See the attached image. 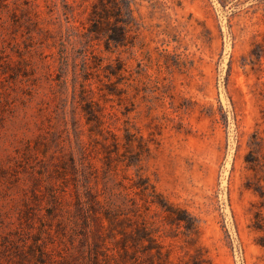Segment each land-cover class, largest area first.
<instances>
[{"label":"rangeland","instance_id":"1","mask_svg":"<svg viewBox=\"0 0 264 264\" xmlns=\"http://www.w3.org/2000/svg\"><path fill=\"white\" fill-rule=\"evenodd\" d=\"M91 1L0 0V264H264V0Z\"/></svg>","mask_w":264,"mask_h":264},{"label":"trees","instance_id":"2","mask_svg":"<svg viewBox=\"0 0 264 264\" xmlns=\"http://www.w3.org/2000/svg\"><path fill=\"white\" fill-rule=\"evenodd\" d=\"M132 10L130 0H92L90 3V11L87 13V19H115L117 22L128 25L127 19H131ZM123 35L114 36L107 34V39L112 41L122 40Z\"/></svg>","mask_w":264,"mask_h":264}]
</instances>
